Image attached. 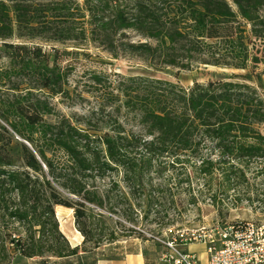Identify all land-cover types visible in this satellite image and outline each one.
Listing matches in <instances>:
<instances>
[{"label": "trees", "instance_id": "1", "mask_svg": "<svg viewBox=\"0 0 264 264\" xmlns=\"http://www.w3.org/2000/svg\"><path fill=\"white\" fill-rule=\"evenodd\" d=\"M36 41L75 49L89 44L112 59L153 67L246 73L186 89L149 77L122 78L105 87L107 105L134 114L142 133L126 132L113 118L83 129L65 118L45 120L53 114L50 98H69L72 68L61 65L62 56L77 52H46ZM256 42H264V0H0V49L7 60L0 64V227L17 224L25 233L24 239H0V264L15 256L86 257L60 233L56 206L73 211L82 251L118 241L96 210L130 220L127 211L116 210L128 200L121 195L113 203L111 190L102 196L94 186L114 172L141 186L170 159L168 166L193 161L200 175L227 180L247 163H264L258 130L264 97L257 90L264 94V70L255 72L264 59L254 52ZM91 80L92 91H101L102 77L91 72Z\"/></svg>", "mask_w": 264, "mask_h": 264}, {"label": "rangeland", "instance_id": "2", "mask_svg": "<svg viewBox=\"0 0 264 264\" xmlns=\"http://www.w3.org/2000/svg\"><path fill=\"white\" fill-rule=\"evenodd\" d=\"M133 40L138 39L133 38ZM35 43L46 52H50L52 48L59 52H77V55L62 56L61 65L72 68L66 86L69 98H50L48 101L53 108V114L46 116L45 120L54 123L65 118L83 129L87 128V122H90L91 126L101 125L113 118L126 132L142 133L134 114L127 112L124 108L117 111L118 103L112 106L107 105L110 102L107 93L109 91L105 87L108 83L115 86L121 82L122 78L149 77L176 83L186 89L194 82L202 84L209 81H223L228 80L233 74L246 73L215 67L181 71L170 67L147 66L135 58L112 59L105 51L89 44L75 49L72 44L40 41ZM256 51L264 59V42H256L254 52ZM4 56L0 49L2 65L7 62ZM262 70H264V61L255 72ZM91 72L102 77L103 83L99 85L101 91L98 93L92 91L94 85ZM251 85L257 88L255 81ZM257 90L264 97V94ZM113 93L118 94L116 91ZM122 100L120 97L119 103ZM258 130L264 134V124L259 125ZM12 149L19 151L15 145H12ZM171 162L170 159L158 163L157 172L146 176L141 186L123 182L122 173L115 172L102 180H96L94 186L100 195L103 196L105 192L111 190L110 198L113 203H116L121 195L128 200L116 210L127 211L130 220L123 218L121 213L113 215L106 209L96 210L104 216L105 226L111 227L118 236H121L119 240L140 241L143 239L159 243L157 239L166 240L179 231L236 221H264V163L260 161L247 163L241 174L231 176L227 180L219 175H200L192 166L193 161L175 164L173 167L167 165ZM94 223H97L96 220ZM6 234L25 238L24 230L17 227V224L8 225L7 229L0 227V239ZM104 234H108L107 230H104ZM105 245L108 244L103 242L100 246ZM186 251L195 253L200 264H205L201 245H188ZM7 261L9 259L5 258L3 263Z\"/></svg>", "mask_w": 264, "mask_h": 264}, {"label": "built area", "instance_id": "3", "mask_svg": "<svg viewBox=\"0 0 264 264\" xmlns=\"http://www.w3.org/2000/svg\"><path fill=\"white\" fill-rule=\"evenodd\" d=\"M157 241L165 264H200L194 253L183 250L191 244L204 247L206 264H264V221H236L185 230Z\"/></svg>", "mask_w": 264, "mask_h": 264}, {"label": "crops", "instance_id": "4", "mask_svg": "<svg viewBox=\"0 0 264 264\" xmlns=\"http://www.w3.org/2000/svg\"><path fill=\"white\" fill-rule=\"evenodd\" d=\"M54 212L58 221L59 231L70 247L77 248V255L79 256L87 254L85 258L76 259L69 257L67 259L69 264H165L160 261V256L164 251L163 246L152 240L141 239L140 241H134L122 239L84 252L82 251L83 238L74 227L73 211L56 206ZM187 247H184L183 250L186 251ZM203 252L206 264L204 247ZM67 260L50 256H46L44 259L15 256L5 264H66Z\"/></svg>", "mask_w": 264, "mask_h": 264}]
</instances>
